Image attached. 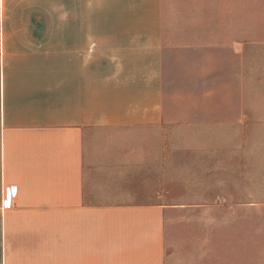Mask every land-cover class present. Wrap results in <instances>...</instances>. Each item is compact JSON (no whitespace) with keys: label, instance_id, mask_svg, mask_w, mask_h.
Here are the masks:
<instances>
[{"label":"crops","instance_id":"1","mask_svg":"<svg viewBox=\"0 0 264 264\" xmlns=\"http://www.w3.org/2000/svg\"><path fill=\"white\" fill-rule=\"evenodd\" d=\"M34 3L6 0L14 12L37 10ZM46 25V18L13 14L5 20L6 33L0 29L2 264H168V209L201 204L138 201L121 191L129 150L141 158L144 154L145 126L168 128L163 137L170 138L173 105L164 86L161 36L147 33L132 35L128 42H104L105 57L110 56L107 48L130 47L135 70H128L133 67L117 52L115 69L130 73L129 78L120 82L116 76L112 82L106 73L91 77L90 105L88 99L81 101L80 68L53 65L63 52L49 50L47 34L33 33ZM244 40L231 42L235 57H243L241 45L256 44L255 36ZM144 54L154 57L138 63ZM240 82L242 91V77ZM215 106L219 128L245 118L243 99L218 100ZM247 120L254 124L256 118L248 115ZM129 130H135L134 148L128 145ZM216 150H224L223 145L217 144ZM219 197L232 207L264 204L251 189L240 200ZM231 212L233 218L238 214ZM217 228L210 238L205 230V242L197 247L212 252L214 264Z\"/></svg>","mask_w":264,"mask_h":264},{"label":"rangeland","instance_id":"2","mask_svg":"<svg viewBox=\"0 0 264 264\" xmlns=\"http://www.w3.org/2000/svg\"><path fill=\"white\" fill-rule=\"evenodd\" d=\"M32 2H37L33 5L37 10L14 12L2 0V34L6 33L5 20L13 14L46 18L47 25L33 33L47 34L49 50L63 52L53 65L80 68L81 101L88 99L90 105L91 77L106 73L112 82L116 76L120 82L129 78L130 73L115 69L117 52L121 50L126 65L133 67L128 70H135L130 47L107 48L110 56L105 57L104 42H128L132 35L147 33L161 36L164 86L173 105L170 138L163 137L168 128L145 126L144 154L141 158L136 150H129L122 195L138 201L201 204L168 209V264H214L212 252L197 249L205 242V230L209 229V238L214 236V226L218 227L216 264H264V204L232 207L219 197L225 194L240 200L251 189L256 198H264V0ZM248 35L256 37V44L241 45L244 55L235 57L231 42L237 37L246 40ZM152 57L144 54L138 63ZM227 99L245 101V118L219 128L215 104ZM248 115L255 116L254 124L248 122ZM127 136L129 148H134L135 130H129ZM217 144L224 150H216ZM232 209L239 217H232ZM84 253L81 250L80 257ZM2 258L0 241V264Z\"/></svg>","mask_w":264,"mask_h":264}]
</instances>
